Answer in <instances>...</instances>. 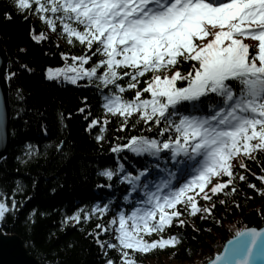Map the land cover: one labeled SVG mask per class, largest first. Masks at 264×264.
<instances>
[{
  "label": "snow or ice",
  "instance_id": "obj_1",
  "mask_svg": "<svg viewBox=\"0 0 264 264\" xmlns=\"http://www.w3.org/2000/svg\"><path fill=\"white\" fill-rule=\"evenodd\" d=\"M14 4L18 10L34 4L51 29L57 28L58 19L62 34L85 44V54L71 56L73 63L65 68H49V78L63 75L76 83L80 77H87L89 82L95 77L104 86L111 84L116 91L104 97L103 108L124 119L121 128L136 114L149 129V121L156 125L164 121L167 126L158 128L161 136L173 133L168 138L132 135L126 143L113 145L114 153L127 149L158 159H164L167 150L173 164L166 169L167 178L160 177L154 183L147 178L153 168L160 171L159 164L144 166L135 173L123 164H117L115 170L102 169L104 177L111 180L115 176L127 183L129 193L142 190L146 199L136 201L137 207L120 211L107 225L97 224L99 231L92 232L95 242L101 248L106 245L119 251V264H137V251L175 246L180 239L176 234L158 239L145 236L164 231L173 218L183 225L178 204L189 214L211 213L213 206L197 204V194L210 200L209 192L216 194L233 184L236 173L231 159L237 153L248 156L264 151V0H14ZM48 11L53 15H44ZM57 13L61 14L57 17ZM5 16L11 18L8 13ZM43 36L41 32L34 39L39 41ZM245 38L257 41L251 52ZM94 42V52L103 56L86 67L92 56L88 49ZM61 55L69 57L68 53ZM184 61L190 62L191 68L182 73L176 66ZM101 66L103 71L98 72ZM147 72L151 76L144 87L136 89L139 77ZM14 75L8 73L9 77ZM120 77L130 79L122 85L117 82ZM125 88L136 89L132 98L122 95ZM142 92L150 96L142 97ZM17 95L23 99L21 90ZM97 123L92 119L89 127ZM185 169L184 182L174 185L172 181ZM219 175L228 179L204 191L210 178ZM238 178L245 179L243 172ZM258 178L264 181V175ZM249 186L255 188L254 184ZM231 191H235L234 185ZM108 208L105 203L93 211L103 216ZM16 209L17 201L13 198L9 205L0 191V221ZM88 215L81 216L77 210L65 221L78 222ZM101 232L114 233L116 242L99 239ZM105 264H114V260L106 258ZM208 264H264V227L237 229L225 252Z\"/></svg>",
  "mask_w": 264,
  "mask_h": 264
},
{
  "label": "trees",
  "instance_id": "obj_2",
  "mask_svg": "<svg viewBox=\"0 0 264 264\" xmlns=\"http://www.w3.org/2000/svg\"><path fill=\"white\" fill-rule=\"evenodd\" d=\"M5 13L11 18H6ZM44 15L53 14L48 11ZM56 23L57 28L51 29L40 18L34 4L29 9L18 10L14 0H0V41L8 55L6 76L11 111V142L8 153L0 161V191L9 205L13 198L17 201L16 211L0 221V234L19 235L28 252L41 264H105L106 258L119 264L120 252L106 245L101 248L92 232L99 231L97 224L107 225L120 211L137 206L136 201L145 196L141 199L143 191L139 189L129 193L127 183L115 176L109 180L101 170L106 167L115 170L117 164H123L135 173L144 166L159 164L160 171L153 168L148 181L154 183L160 177H167L166 168L171 166L167 150H164V159H158L127 149L114 153L112 148L116 143H126L132 135L168 138L173 133L161 136L158 128L167 126L164 121L160 125L149 121L152 125L149 129L136 114L121 128L124 119L119 114L106 113L103 108L104 97L116 89L111 84L102 85L95 77L91 82L87 77H80L76 83L66 81L63 76L48 79L49 68H65L73 63L71 56L85 54V44L75 37L70 41L62 34L58 19ZM41 32L44 36L35 40L34 35ZM255 44V41L249 44L250 52ZM94 49L95 42L88 49L92 56L86 67L103 56ZM61 53H68L69 57ZM103 67L97 71L102 72ZM176 67L183 73L191 68V63L184 61ZM9 72L15 75L9 77ZM150 76L151 72H147L139 77L136 89L143 88ZM129 79L120 77L117 82L123 85ZM177 84L182 86L179 81ZM18 89L23 99L17 95ZM136 89L125 88L122 95L130 99ZM145 95L150 93H141L142 97ZM92 119L98 123L89 127ZM98 135L100 140L96 139ZM241 163L245 167L241 168ZM232 167L236 173L232 185H226L216 194L209 192L210 200L196 196L199 206H213L211 213L189 214L178 204L182 212L180 219L185 221L183 225L176 224L173 218L164 231L145 236V239H158L176 234L180 237L178 243L163 249L156 247L147 253L137 251L134 254L137 264H165L164 259L167 264H205L220 252L237 229L264 225V192L257 191L264 189V181L258 178L264 175V151L256 150L248 156L242 153ZM240 172L244 180H239ZM226 179L227 175L212 177L204 191ZM233 185L235 191H231ZM125 195L130 198L125 200ZM105 203L109 208L103 216L93 211ZM77 210L81 216L88 213V219L65 221V217ZM99 239L116 242L112 232L107 235L101 232Z\"/></svg>",
  "mask_w": 264,
  "mask_h": 264
},
{
  "label": "water",
  "instance_id": "obj_3",
  "mask_svg": "<svg viewBox=\"0 0 264 264\" xmlns=\"http://www.w3.org/2000/svg\"><path fill=\"white\" fill-rule=\"evenodd\" d=\"M7 62V51L3 43L0 41V161L8 153L11 142L10 98L9 86L6 78ZM261 227H264V225ZM232 238L233 237L229 238L225 242L222 250L218 254L225 252V246L229 244ZM217 255H215L211 260H214ZM0 264H41V262L34 255L28 252L23 239L19 235L0 234ZM205 264H208V262Z\"/></svg>",
  "mask_w": 264,
  "mask_h": 264
},
{
  "label": "rangeland",
  "instance_id": "obj_4",
  "mask_svg": "<svg viewBox=\"0 0 264 264\" xmlns=\"http://www.w3.org/2000/svg\"><path fill=\"white\" fill-rule=\"evenodd\" d=\"M250 40H253V39H251V38H249ZM247 43H249V44H251V42L250 41H247ZM52 69H56V68H52ZM69 75H71V74H69ZM61 76H63V75H61ZM47 78L48 79H51V78H49L48 77V75H47ZM53 78V77H52ZM66 81H68V82H72L71 80H67V79H65ZM77 82V81H76ZM252 142H254V141H252ZM242 153H237V155L236 156H234V157H232V159H231V164L233 165L234 163H237L238 161H239V159H240V155H241ZM206 186H207V184H206ZM205 186V187H206ZM164 262H165V264H167L168 262H167V260H163Z\"/></svg>",
  "mask_w": 264,
  "mask_h": 264
},
{
  "label": "bare ground",
  "instance_id": "obj_5",
  "mask_svg": "<svg viewBox=\"0 0 264 264\" xmlns=\"http://www.w3.org/2000/svg\"><path fill=\"white\" fill-rule=\"evenodd\" d=\"M6 72H7V68H6ZM6 77H7V76H6ZM233 236H234V235H233ZM233 236H232V237H233ZM230 238H231V237H230ZM227 240H228V239H227ZM227 240H226V241H227ZM226 241H225V242H226ZM225 242H224V244H225ZM223 246H224V245H223ZM222 248H223V247H222ZM221 250H222V249H221ZM221 250H220V251H221ZM218 253H219V252H218ZM218 253H217V254H218ZM217 254H215V255H217Z\"/></svg>",
  "mask_w": 264,
  "mask_h": 264
}]
</instances>
